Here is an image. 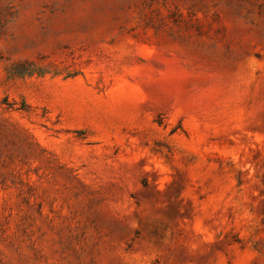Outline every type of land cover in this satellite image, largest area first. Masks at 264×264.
<instances>
[{
    "label": "rangeland",
    "instance_id": "rangeland-1",
    "mask_svg": "<svg viewBox=\"0 0 264 264\" xmlns=\"http://www.w3.org/2000/svg\"><path fill=\"white\" fill-rule=\"evenodd\" d=\"M0 264H264V0H0Z\"/></svg>",
    "mask_w": 264,
    "mask_h": 264
}]
</instances>
